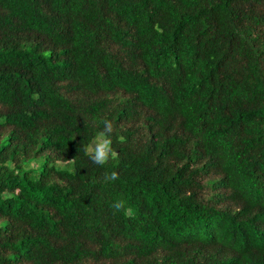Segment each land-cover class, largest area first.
I'll use <instances>...</instances> for the list:
<instances>
[{"label": "trees", "instance_id": "trees-1", "mask_svg": "<svg viewBox=\"0 0 264 264\" xmlns=\"http://www.w3.org/2000/svg\"><path fill=\"white\" fill-rule=\"evenodd\" d=\"M263 226L264 0H0V264H264Z\"/></svg>", "mask_w": 264, "mask_h": 264}, {"label": "clouds", "instance_id": "clouds-1", "mask_svg": "<svg viewBox=\"0 0 264 264\" xmlns=\"http://www.w3.org/2000/svg\"><path fill=\"white\" fill-rule=\"evenodd\" d=\"M104 130L99 132L94 138L93 142L85 147V154L90 157L94 164L103 166L108 163L109 159H114L116 153L112 150L110 134L113 132V124L111 121L104 120ZM119 179L117 172L106 173L104 176L105 182L115 181ZM117 211H124L125 215H128L132 210L126 207L124 201H118L112 205ZM264 227V226H263Z\"/></svg>", "mask_w": 264, "mask_h": 264}]
</instances>
